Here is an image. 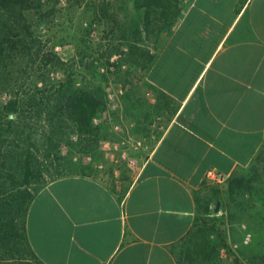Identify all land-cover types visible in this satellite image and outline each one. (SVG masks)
<instances>
[{
  "label": "crops",
  "instance_id": "crops-1",
  "mask_svg": "<svg viewBox=\"0 0 264 264\" xmlns=\"http://www.w3.org/2000/svg\"><path fill=\"white\" fill-rule=\"evenodd\" d=\"M175 5L145 77L175 104L168 126L122 197L89 175L37 193L26 232L45 264H178L173 248L198 216L206 170L229 177L264 143V0Z\"/></svg>",
  "mask_w": 264,
  "mask_h": 264
},
{
  "label": "rangeland",
  "instance_id": "rangeland-1",
  "mask_svg": "<svg viewBox=\"0 0 264 264\" xmlns=\"http://www.w3.org/2000/svg\"><path fill=\"white\" fill-rule=\"evenodd\" d=\"M43 3L49 12L38 29L57 55L51 57L48 66L50 80L62 79L71 86H100L105 94V102L93 120L97 135L91 149L84 152L76 144H63L59 150L64 158L50 164L45 180L58 173L60 177L83 173L107 185L120 198L133 183L140 159L155 146L175 109L172 100L147 84V70L131 64L127 56L130 43L138 40L151 51L157 47L158 36L148 38L142 34L138 39L133 32L141 20L138 6L142 0ZM66 131L65 142L67 138L76 142L77 135L69 125ZM255 157L247 167L234 173L248 172ZM61 167L63 170L58 169ZM259 171L264 178V167ZM226 186L227 180L220 184L207 181L202 187L200 209L190 231L202 228L209 254L196 252L183 264H264L260 199L245 196L241 199L242 209H238L226 195ZM217 202L220 206L215 212ZM205 204L211 213H204ZM173 254L179 262L182 242L174 246ZM23 255L22 262L32 261L26 252Z\"/></svg>",
  "mask_w": 264,
  "mask_h": 264
},
{
  "label": "trees",
  "instance_id": "trees-1",
  "mask_svg": "<svg viewBox=\"0 0 264 264\" xmlns=\"http://www.w3.org/2000/svg\"><path fill=\"white\" fill-rule=\"evenodd\" d=\"M43 2L0 0V264H45L27 237L28 208L43 185L61 178L56 172L59 175L46 181L44 173L54 160L64 158L59 150L63 144H76L84 152L91 149L97 135L93 120L105 102L100 86H71L62 79L50 80L48 66L51 57L57 55L38 29L49 12L43 8ZM175 2L142 0L138 6L142 10L141 20L133 29L135 36L138 39L142 34L148 38L158 36L172 25L180 12ZM127 49L131 64L146 70L150 67L154 56L138 40ZM67 125L77 135L76 142L70 138L65 142ZM70 165L76 167L74 163ZM261 167H264V144L248 172L228 177L226 195L236 202L238 209H242L241 199L245 196H258L259 213L264 221ZM203 211L211 213L207 204ZM202 234V228L189 231L179 241L182 242L179 262H188L196 252L209 254ZM23 252L32 261L22 262Z\"/></svg>",
  "mask_w": 264,
  "mask_h": 264
},
{
  "label": "built area",
  "instance_id": "built-area-1",
  "mask_svg": "<svg viewBox=\"0 0 264 264\" xmlns=\"http://www.w3.org/2000/svg\"><path fill=\"white\" fill-rule=\"evenodd\" d=\"M228 176L216 168H208L205 172V179L213 183H224Z\"/></svg>",
  "mask_w": 264,
  "mask_h": 264
},
{
  "label": "water",
  "instance_id": "water-1",
  "mask_svg": "<svg viewBox=\"0 0 264 264\" xmlns=\"http://www.w3.org/2000/svg\"><path fill=\"white\" fill-rule=\"evenodd\" d=\"M219 206H220V202H217V203H216V206H215V212H217V211H218V209H219Z\"/></svg>",
  "mask_w": 264,
  "mask_h": 264
}]
</instances>
